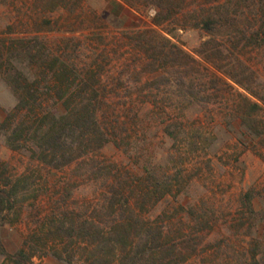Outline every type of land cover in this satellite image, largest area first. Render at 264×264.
<instances>
[{"label": "rangeland", "instance_id": "374dc122", "mask_svg": "<svg viewBox=\"0 0 264 264\" xmlns=\"http://www.w3.org/2000/svg\"><path fill=\"white\" fill-rule=\"evenodd\" d=\"M175 2L183 8L177 18L156 26L150 14L156 8L145 0H0V188L7 190L0 264H10L6 254L25 247L32 264H68V258L125 264L126 255L134 256L131 247L143 242L121 245L107 235L122 215L110 205L115 191L133 204L143 220L138 225L164 231L174 264H253L254 257L264 264V0ZM209 15L228 18V25L207 33L198 23ZM152 30L196 58L197 66L155 62L137 42L139 34L159 41L145 33ZM208 41L222 52L205 49ZM55 59L100 82L99 94L117 113L113 136L120 143L60 170L33 156V141L10 147L4 124L19 104L11 85L16 71L43 100L24 109L18 123L62 112L52 89ZM240 94L261 106L255 133L240 119L247 113ZM147 170L172 177L170 195L157 204L142 197ZM73 226L105 235L92 242L71 236Z\"/></svg>", "mask_w": 264, "mask_h": 264}, {"label": "trees", "instance_id": "16d2710c", "mask_svg": "<svg viewBox=\"0 0 264 264\" xmlns=\"http://www.w3.org/2000/svg\"><path fill=\"white\" fill-rule=\"evenodd\" d=\"M124 1L132 5V0ZM145 3L157 9L154 18V24L156 26H162L164 23L176 19L181 9H183L182 3L175 2V0H145ZM227 23L228 18L222 19L220 17L216 18L214 15H209L200 20L198 27H202L207 33L214 34L219 27L227 26ZM145 33H153L159 36L157 37L159 41H149L145 38V35L143 36L141 34L137 37V42L155 62L161 61L165 64L169 63L172 65L179 63L190 68H195L197 63H199L196 58L165 36L158 34L157 31L152 30L151 32L146 31ZM210 44V41L206 42L204 45L206 46L205 49L207 48L211 52L214 49L215 51H219L218 53L222 52L218 48L209 47ZM200 53L202 55V51ZM54 66L55 70H53ZM52 70L55 71V79L52 87L56 93L54 101L61 105L62 112L58 114L54 111L35 113L32 118L34 119L32 123L28 120L30 119L28 118L29 116H26L28 119L22 120L21 123L17 121L18 118L20 119L19 116L24 112V109H28L31 104H34L33 106L35 108L37 105L42 106L43 100L39 94L32 93L30 86L27 85V78L25 79V84L21 81L22 79H19L21 78L19 77L21 73L15 70L19 76L16 74L11 75L12 83H10L18 94L19 104L12 113L7 115L4 122L11 129V135L8 138L10 147L13 149H21L22 147H26L27 143L33 141L38 149L33 152V156L51 168L60 170L72 165L79 159L93 155L111 141H114L117 146H120V143L113 136L116 134L115 131L119 124L116 119L117 113L114 109L111 111L109 100L99 94L96 85L100 82L95 80L93 76L87 80L82 78V76L77 75L78 70L74 64L62 62L60 59L53 60ZM91 73L93 72H90L88 76ZM68 75L73 77L70 78ZM226 75L233 79L235 83L241 85L251 97H257L251 88H247L245 84L235 79V76L232 78L230 74ZM250 96L240 94L242 101L240 106L241 111L247 109V113H242L240 119L250 131H254L255 133L257 131L255 128V117L261 110V106L258 102H254ZM31 109L33 110V108ZM172 126L169 125L167 127V134L174 137ZM140 180L143 181V188H145L142 197L153 200L154 204L159 203L170 195L174 185L172 177L168 174H164L160 178L150 170H147L145 177ZM6 193L7 190L0 188V213L4 210ZM119 195L120 192L115 191L109 201L111 207L115 209V212H120V215H122L119 220L114 222L110 231H107V235L111 239V242L121 245H126L129 239L135 240L136 238L142 239L141 241L143 242V244L139 243L137 248L131 247L133 248L131 253L134 252V256L132 258L126 255L128 262L125 264L143 263L144 260L154 262V264H174L176 261L174 257L175 250L168 248L167 243H164V231L159 226H154L153 223L149 226L146 224L138 225L140 224L139 222L143 221L142 218L137 213L133 204L128 199L119 197ZM247 208L250 212L254 213L250 200L247 202ZM132 220L137 221L136 224H129ZM60 223L65 225L63 222ZM138 226L140 228H137ZM132 227L137 229L136 233H132ZM60 229H63V227ZM73 230L74 232L72 234L71 231ZM69 232L71 236L76 234L81 237H87L92 242L95 241L97 235H105V231L97 233L92 228L88 229L85 226H73V228L71 227L69 229ZM131 245L134 246V243ZM124 250H126V247ZM32 255L28 253L25 247L14 254H6V257L10 264H32ZM57 255L63 257L59 253ZM66 261L68 264L73 263L72 258H68ZM253 264H262V262L254 257Z\"/></svg>", "mask_w": 264, "mask_h": 264}, {"label": "clouds", "instance_id": "9594fccd", "mask_svg": "<svg viewBox=\"0 0 264 264\" xmlns=\"http://www.w3.org/2000/svg\"><path fill=\"white\" fill-rule=\"evenodd\" d=\"M156 11H157L156 9H152V11H151L150 14H151V15H155V14H156Z\"/></svg>", "mask_w": 264, "mask_h": 264}]
</instances>
